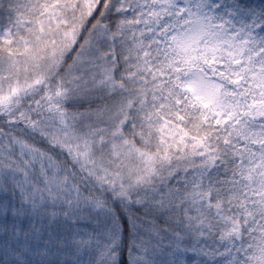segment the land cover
Segmentation results:
<instances>
[{"label":"snow or ice","instance_id":"1","mask_svg":"<svg viewBox=\"0 0 264 264\" xmlns=\"http://www.w3.org/2000/svg\"><path fill=\"white\" fill-rule=\"evenodd\" d=\"M0 264H264V0H0Z\"/></svg>","mask_w":264,"mask_h":264}]
</instances>
